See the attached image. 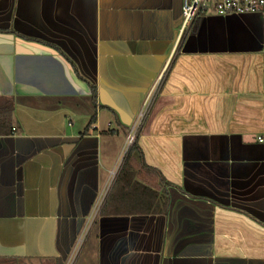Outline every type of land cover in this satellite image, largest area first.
I'll use <instances>...</instances> for the list:
<instances>
[{"label": "crops", "instance_id": "obj_1", "mask_svg": "<svg viewBox=\"0 0 264 264\" xmlns=\"http://www.w3.org/2000/svg\"><path fill=\"white\" fill-rule=\"evenodd\" d=\"M181 20V0H0V264H64L156 82L74 264H264V9L182 44Z\"/></svg>", "mask_w": 264, "mask_h": 264}, {"label": "built area", "instance_id": "obj_2", "mask_svg": "<svg viewBox=\"0 0 264 264\" xmlns=\"http://www.w3.org/2000/svg\"><path fill=\"white\" fill-rule=\"evenodd\" d=\"M264 9V0H181V28L183 31L190 25L194 18L198 15L213 13L216 15H230V14H243L249 12H259ZM183 33V32H182ZM156 82L149 90L145 99L141 102V105L135 115V118L128 128L127 134L125 136V142L121 149L120 155L114 167L109 171V177L107 184L104 187L103 195L101 199H97L99 202V207L104 201L109 191L110 185L114 179H116L118 172L120 171L127 153L130 147L136 140L137 134L141 129L145 118L151 108L156 92ZM261 141V139H260ZM127 150V152H126ZM126 154L124 155V153ZM115 181V180H114ZM84 238V237H83ZM79 243L78 251L81 246ZM72 251V250H71ZM71 251L65 257L64 264H74L77 257L78 251L75 254H71Z\"/></svg>", "mask_w": 264, "mask_h": 264}, {"label": "trees", "instance_id": "obj_3", "mask_svg": "<svg viewBox=\"0 0 264 264\" xmlns=\"http://www.w3.org/2000/svg\"><path fill=\"white\" fill-rule=\"evenodd\" d=\"M201 17H202V15L196 16L194 18V20L190 23V25L183 31L181 39H180L181 44L188 34L194 33L197 31ZM90 91H91L92 103L94 105H96V88L94 85H90ZM95 120H96V115L95 114L91 115L87 125L85 126V129L81 133L82 135L87 133L88 128L91 126L92 123L95 122ZM7 126L10 127V119L5 114L4 111H1L0 112V129L5 128ZM135 142L130 147L129 152L127 153V155L125 157L123 165H122L120 171L118 172L117 177H116V179L112 185L111 193H109L108 196L106 197L104 205L108 204L110 201L113 200L112 190L114 192V190L116 189V186L120 182L128 184L130 179H132V177L134 175V173L129 172L128 169H129V162H133L131 155H132V152L134 150ZM134 166L137 167L136 168L137 169L136 176H138L140 179H142L145 183L144 185L137 183V182L134 183V186L137 187L136 189H139L141 191V193H139V198L136 200H138V202H141L140 205L145 204L147 206V209L150 211L149 207H151L152 203L156 200L157 192L154 191L153 189H150L149 187L153 186L155 184V181L158 179L159 175L157 172H155L151 169L143 168V167L141 168L140 164H138L136 162H134ZM160 183H162V181H160ZM126 194H127L126 192L123 193V196H121V200L126 199ZM105 212H106V210L104 211L102 208V210L99 212V215H104Z\"/></svg>", "mask_w": 264, "mask_h": 264}, {"label": "rangeland", "instance_id": "obj_4", "mask_svg": "<svg viewBox=\"0 0 264 264\" xmlns=\"http://www.w3.org/2000/svg\"><path fill=\"white\" fill-rule=\"evenodd\" d=\"M101 123L105 126V123H106V118H105V116H102L101 117ZM105 127H107V126H105ZM126 134H127V132H126ZM126 134H125V136H126ZM124 142H125V140H124ZM124 142H123V145H124ZM123 145H122V147H123ZM126 152H127V150H126ZM126 152L124 153V155L126 154ZM109 177V176H108ZM114 183V182H113ZM103 190H104V188H102L101 189V192H100V194L98 195V197H99V199H101L102 198V196L104 197V195H103ZM103 199V198H102ZM94 207V206H93ZM98 210L99 209H95V208H93V210L91 211V213H89V215H88V220H87V222H85V225L82 227V229H81V231H80V233H79V235L77 236V238H76V240H75V243H74V245L72 246V251H71V254L73 255V254H75V253H77V251H78V247H79V243L82 241V240H84L85 241V239H86V237L88 236V234L90 233V232H92V230H93V228H94V224H95V222H96V220H97V216H98ZM84 237V238H83ZM83 244V242L81 243V245ZM81 247V246H80ZM80 249L81 248H79V251H80ZM79 251H78V253H79ZM78 255V254H77Z\"/></svg>", "mask_w": 264, "mask_h": 264}]
</instances>
